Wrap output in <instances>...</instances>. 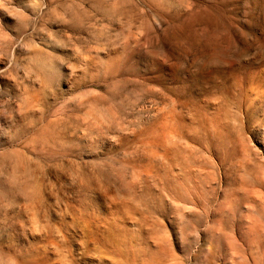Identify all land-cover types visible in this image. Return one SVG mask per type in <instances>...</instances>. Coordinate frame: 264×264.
Wrapping results in <instances>:
<instances>
[{"label":"rangeland","instance_id":"obj_1","mask_svg":"<svg viewBox=\"0 0 264 264\" xmlns=\"http://www.w3.org/2000/svg\"><path fill=\"white\" fill-rule=\"evenodd\" d=\"M0 264H264V0H0Z\"/></svg>","mask_w":264,"mask_h":264}]
</instances>
